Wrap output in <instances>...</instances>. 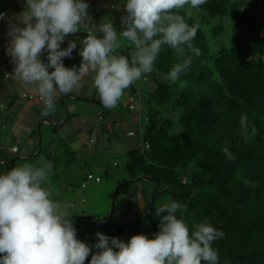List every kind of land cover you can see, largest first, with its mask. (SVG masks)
<instances>
[{
  "label": "clouds",
  "instance_id": "obj_1",
  "mask_svg": "<svg viewBox=\"0 0 264 264\" xmlns=\"http://www.w3.org/2000/svg\"><path fill=\"white\" fill-rule=\"evenodd\" d=\"M206 3L126 0L118 32L113 18L107 16L93 24L86 0H26L24 10L9 19L7 54L15 65L14 76L37 86L43 116L53 112L57 91L65 95L72 92L90 74H94L93 87L102 104L115 108L126 89L154 71L162 45L170 46L182 58L166 76L172 82L191 64V57H185V46L195 56L201 54L191 43L200 25L190 26L186 18L192 19L194 10L198 15ZM115 7L120 9L121 5ZM181 9L184 15L179 13ZM6 16L0 13V19ZM85 24L90 29L79 41L81 64L65 67L63 59L72 56L77 42L69 40L66 48L61 45ZM122 40L130 43L128 55L119 51ZM45 50L48 63L41 59ZM247 119L242 116L240 120L243 132L247 131ZM252 134H256L255 128ZM51 169V163L41 160L39 166L24 163L0 174V264H85L92 248L97 251L90 264H217L213 242L223 237V231L207 220L190 231L183 216L177 215L187 211L186 205L174 200L156 207L157 217L167 214L151 239L139 234L125 242L101 232L96 233L94 245L77 239L74 223L46 184Z\"/></svg>",
  "mask_w": 264,
  "mask_h": 264
},
{
  "label": "trees",
  "instance_id": "obj_2",
  "mask_svg": "<svg viewBox=\"0 0 264 264\" xmlns=\"http://www.w3.org/2000/svg\"><path fill=\"white\" fill-rule=\"evenodd\" d=\"M243 3L207 0L200 9L219 17L215 26L219 35L224 29L222 19L239 12ZM179 13L184 15L185 10ZM240 13L231 28L232 42L214 52L196 18H186L190 26L200 25L191 43L201 54L195 56L185 46L191 64L175 82L166 76L182 58L162 45L154 71L144 74L151 85L142 96L140 142L126 150L123 168L127 178L143 175L154 183L159 181L149 206L157 232L158 222L167 213L156 220V207L174 200L186 205L187 211L177 215L183 216L190 231L205 220L223 231V237L213 242L217 264H264V27L249 12ZM136 91L133 85L128 88L133 97ZM169 109L178 113L177 122L164 113ZM111 110L103 112L106 115ZM242 116L248 118L246 132L241 129ZM62 124H56L54 130ZM62 146L58 159L47 157L49 163H57L49 176L57 181L66 175L72 180L70 185L79 188L89 172H61L69 156L73 161L76 158L68 145ZM110 172L106 166L102 175ZM139 222L137 219L136 224Z\"/></svg>",
  "mask_w": 264,
  "mask_h": 264
},
{
  "label": "crops",
  "instance_id": "obj_3",
  "mask_svg": "<svg viewBox=\"0 0 264 264\" xmlns=\"http://www.w3.org/2000/svg\"><path fill=\"white\" fill-rule=\"evenodd\" d=\"M86 2L89 4L88 12L93 19V24L100 23L105 17L101 8L104 5L117 9L115 6L119 4L121 5L119 10L125 12L123 10L125 3L121 4L116 0H86ZM0 9H5L9 15L14 17L24 10V5L17 4L16 0H0ZM10 18L6 17L0 21V174L12 169L11 162L13 159H15L13 167L21 166L24 163L39 166L41 160H47L48 155L58 159L63 153L62 145L65 143L76 153V158L73 161V159L70 160L71 157L69 156V163L61 167V172L65 169L91 172L101 176L99 181L94 180L95 182H100L102 174L96 173L88 166L85 159L89 156L97 157L101 153L99 148L91 145L97 141V135L91 126L74 129L72 121V119L82 118L85 122L92 123L97 131L104 136L102 141L104 150L107 147H120V138L114 137L113 139L112 132H109L107 136L106 131L101 127L102 123L100 120H111V111L105 115L103 110L106 108L96 102H101V100L97 89L93 87L92 75L94 74L85 77L77 88H74L72 92L66 95L57 91L53 112L48 116H43L41 114L43 102L39 99L37 86L25 84L19 77L14 76L15 65L11 56L7 54V47L10 41L8 35ZM114 18L119 21L121 16H114ZM89 29L90 25H82L81 32L78 33L87 36ZM78 33L69 34L61 45V48H66L69 40L77 42V48L73 50L72 56L63 59L65 67L75 66L78 68L81 64L82 57L79 52L82 45L79 41L84 38ZM98 35L102 36V33ZM119 51L124 53L121 50ZM47 57L48 53L45 50L41 56L44 63H48ZM49 71H54V69L50 68ZM24 93L27 95L24 96ZM126 94H129L128 89L125 90ZM128 103L130 102L128 101ZM118 119L119 115L114 114V117H112L113 122L119 123ZM61 122L63 124L57 130H54V126ZM130 131L134 130L129 128L126 133L131 136ZM135 134L136 132L134 131L132 135ZM40 140L41 147L39 149ZM131 143L132 141H130V145ZM14 145L18 146L17 151L13 150L12 147ZM127 149L125 145V150ZM50 163L52 169L57 168V163L55 164L53 160ZM95 168L102 169V161H95ZM69 180L71 179H68L66 175H61V178L57 181H54L49 176L46 184L53 193V198L61 202L62 209L66 211L70 220L74 223V227L77 230V239L88 245H94L98 240L97 232L109 237H118L125 242L130 240L133 235L144 234L151 239L157 233L150 210L149 216L144 211L155 186L152 180L141 179L144 183L136 189L134 187L126 189V187H123L125 184L122 185L116 199L113 218L100 221H96V219L109 213L110 203L105 207L104 205L106 204V199H109L111 195L106 191H100L98 199L101 201V207L94 210L87 209L85 205H87L88 201L85 194H87V187L92 179L87 180L79 188L72 187L70 185L72 183ZM134 206L140 211L135 218L127 217V212ZM155 212L156 210L154 214ZM73 215L78 218H72ZM155 217L157 220L156 215ZM137 219H140V222L136 224ZM91 233H94V237H91ZM96 250L92 248L85 264H90L91 256L95 254Z\"/></svg>",
  "mask_w": 264,
  "mask_h": 264
},
{
  "label": "rangeland",
  "instance_id": "obj_4",
  "mask_svg": "<svg viewBox=\"0 0 264 264\" xmlns=\"http://www.w3.org/2000/svg\"><path fill=\"white\" fill-rule=\"evenodd\" d=\"M117 2L123 4L126 3V0H116ZM243 6L240 9L239 12L234 13L226 18H223V24L224 29L222 32L219 33V35H216L215 26L219 23V17H213L210 16L206 9H199L198 15H196V10H194V17L196 18L197 22L202 26V28L205 30L207 34V39L209 46L211 50L217 51L220 47L225 46L232 42V25L234 22L237 21L240 12L242 10H245L246 12H249L251 16L255 19V22L261 27H264V10L259 6L258 3H256L255 0H243ZM103 11V15L107 16L108 18H113L114 25L118 28V32L120 31L119 28L121 26V19L119 21H116L114 16H122L126 13L123 11H120L119 9H112L111 7L103 6L101 7ZM122 52L126 53L128 55V51L130 50V43L128 41L122 40V46L120 49ZM134 88L137 90L136 95H134V102L136 104L135 108H130L128 101L131 97L130 94H124V96L121 98V100L118 102L117 106L115 108H112L110 114H111V120H100L101 127L104 128V131H106V135L108 136L109 132H115L116 134H119L121 138L119 139L121 145L120 147H107L105 150L102 146V141L104 139V136L97 131L95 126L92 125V123L85 122L82 118H78L76 120H73L74 123V129H80V128H86L87 127H93L94 133L97 135V141L92 143L91 145L93 147L99 148L101 153L97 157H86V161L88 163V166H90L96 173H101L103 168L108 166L111 169V172L108 176L102 175V180L100 182H95L94 180H91L89 186L87 187V209H99L101 207V201L98 199V193L100 191H106L110 195L113 194L114 189L118 183H116L117 179L125 178L124 180H128L127 173L124 171L123 164L126 160V149L130 146H134L137 143L140 142V131L143 124V102L144 98L143 93L148 88V86L151 85V82L147 80V76L143 75L139 80L134 82L132 84ZM127 102V103H126ZM127 104V105H126ZM109 109V108H106ZM130 109V110H129ZM165 114L171 116L175 122H177L178 113L173 110H166L164 112ZM114 114L119 115V123H114L112 120V117H114ZM126 118V120H125ZM71 123V122H70ZM132 129L136 132L135 135H128L126 133L127 129ZM176 129L179 130V125H176ZM111 133V134H112ZM125 133V134H124ZM112 135L113 139L115 135ZM132 141L130 145V141ZM95 161L100 162L102 161V169L95 168ZM115 162V163H114ZM116 164H118L116 166ZM144 183L143 180H138L134 183L125 184L123 187H126V189H132L133 187L136 189L137 187H141ZM111 197L109 199H106L107 206L111 201ZM95 207V208H94ZM110 207V205H109ZM106 215V214H105ZM108 223V221H107Z\"/></svg>",
  "mask_w": 264,
  "mask_h": 264
},
{
  "label": "water",
  "instance_id": "obj_5",
  "mask_svg": "<svg viewBox=\"0 0 264 264\" xmlns=\"http://www.w3.org/2000/svg\"><path fill=\"white\" fill-rule=\"evenodd\" d=\"M78 34H79L82 38H85V37H86V35H82V34H80V33H78ZM78 97H79V96H78ZM86 99H88V98H86ZM96 102H97L99 105H101L102 107H104V108H110V107H106V106H104V105L102 104V102H99V101H96ZM66 112H67V109H66ZM38 130H39V127H38ZM40 147H41V140L39 141V145H38V148H39V149H40ZM14 160H15V159H13L12 162H11L12 168H13ZM141 179L152 180L151 177L141 175V176H137V177H134V178H129L128 180H123V181L119 182V183L116 185V187H115V189H114V192H113V194H112V197H111L109 213H108L107 215H104V216H102V217L97 218L96 221L106 220V219H109L111 216H113V213H114V207H115V203H116V199H117V197H118L119 189H120V187H121L122 185H124V184H128V183H131V182H134V181H136V180H141ZM158 186H159V181H155V186H154V188H153V190H152V192H151V194H150V197H149V199H148V201H147V203H146V205H145L144 211H145V213H146L148 216L150 215V214H149V206H150V204H151V201H152L153 198H154V195H155V193H156V190H157ZM72 218H78V217H77L76 215H73Z\"/></svg>",
  "mask_w": 264,
  "mask_h": 264
},
{
  "label": "built area",
  "instance_id": "obj_6",
  "mask_svg": "<svg viewBox=\"0 0 264 264\" xmlns=\"http://www.w3.org/2000/svg\"><path fill=\"white\" fill-rule=\"evenodd\" d=\"M261 7H263L264 8V0H255ZM16 3L17 4H23V5H25L26 4V0H16ZM0 13H7V16L6 17H12L13 15H9V13L5 10V9H0ZM5 17V18H6ZM3 19H0V21H2ZM24 96H26L27 94L26 93H24L23 94ZM31 96V95H30ZM39 99H40V96H39ZM41 100V99H40ZM130 103H129V107L130 108H135V106H136V104H135V102H134V97L133 96H131L130 97V101H129ZM2 105V104H1ZM130 134H133L134 133V131H130L129 132ZM13 150H15V151H17L18 150V146L17 145H14L13 147ZM95 180V181H99L100 179H101V176L100 175H95L94 173H91V172H89L88 174H87V177H86V180L83 182V184H85L86 183V181L87 180ZM140 210L136 207V206H134V207H132L128 212H127V217H129V218H135L136 217V215L138 214V212H139ZM159 224H160V221L158 222V228H159ZM113 231V230H112ZM128 231V230H127ZM91 237H94V233H91ZM97 251V250H96Z\"/></svg>",
  "mask_w": 264,
  "mask_h": 264
}]
</instances>
